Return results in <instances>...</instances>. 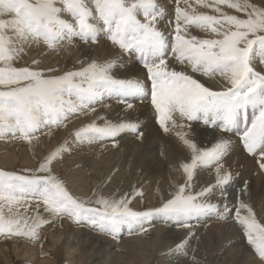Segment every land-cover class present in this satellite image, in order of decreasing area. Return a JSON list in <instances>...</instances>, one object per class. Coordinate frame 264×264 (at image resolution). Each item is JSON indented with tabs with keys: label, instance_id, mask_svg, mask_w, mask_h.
Segmentation results:
<instances>
[{
	"label": "snow or ice",
	"instance_id": "6c2138e0",
	"mask_svg": "<svg viewBox=\"0 0 264 264\" xmlns=\"http://www.w3.org/2000/svg\"><path fill=\"white\" fill-rule=\"evenodd\" d=\"M173 2L174 21L161 0H0V140L35 147L38 133L61 126L77 113L95 112L94 105L106 96L117 98L128 110L134 108L131 100L150 97L163 132H175L190 153V160L175 168L184 180L173 181L171 198L141 211L129 206V194L104 197L98 189L88 198L72 194L52 169L67 144L47 155L38 168L21 170L28 174L0 169V235L40 243L44 225L67 217L118 239L125 232L146 234L145 225L158 218L187 230L166 253L176 255L195 236L196 225L215 216L238 223L264 264V223L240 198L247 183L235 194L234 174L222 163L234 146L227 136L232 132L239 134L243 149L264 171V6L252 0ZM162 21L173 26L170 33L162 30ZM191 29L209 35H193ZM101 33L123 52L140 55L150 86L139 78H119L113 72L115 58L81 60L79 69L63 73L39 67V58L17 66L29 49L55 52L76 40L95 44ZM169 52L177 63L190 66V72L170 67ZM196 74L219 76L224 86L213 88ZM97 121L77 129L75 142L111 140L116 146L124 133L143 139L138 120ZM193 122L219 130L211 147H201L191 136ZM213 167L215 184L196 191L198 170ZM217 193L220 198L213 202ZM41 208L47 217L40 214ZM192 264L201 262L193 256Z\"/></svg>",
	"mask_w": 264,
	"mask_h": 264
},
{
	"label": "rangeland",
	"instance_id": "374dc122",
	"mask_svg": "<svg viewBox=\"0 0 264 264\" xmlns=\"http://www.w3.org/2000/svg\"><path fill=\"white\" fill-rule=\"evenodd\" d=\"M166 1H167V4H166ZM252 1H253V3L264 6V0H252ZM161 2L163 4L165 3V5H166L165 7L168 8V11L170 13L169 19H172L174 21L175 4H174L173 0H161ZM225 10L230 11L232 14H237V13H235V10H232V9H225ZM208 12H211V11H208ZM161 24L166 25L167 23L162 21ZM167 25L169 26L170 24H167ZM171 31L172 30H170V32ZM191 32H193L194 34L196 33L195 35H197L199 37H205V38L208 37V35L204 34L203 32H200L197 29H191ZM104 37H105V39H104ZM169 39L174 40V37L170 36ZM108 40L109 39L104 34H101V37L97 43H95V44H92V43L84 44V46L88 50H91L89 55H88L87 60H90L92 58L95 59L96 56H97L96 58H98V60H101V61L103 60V58H105L104 60H106V59H108V57L109 58H111V56L114 57V55L119 56L120 57V60L118 61L119 64L117 65V68L113 69V72L119 78H128L129 77V70H132L134 72L135 76L139 77L141 80H144L150 86V81H148L143 74V71H145V69L143 67V63L141 61L140 55L137 53H135L133 55H129L128 53H126V56H122L121 54L123 51L120 50L119 48H117L116 46H114L111 43V41L109 42ZM81 44H83V43L81 42ZM103 44L105 46H107L108 48L106 47V48L102 49ZM90 48H92V49H90ZM94 50H98V53L96 51L94 52ZM171 54L172 53L169 52L168 60H169V57L171 56ZM130 62L132 64H129ZM173 64H174V66H173ZM176 64H177L176 62H172V65H170V67L176 68ZM181 67H183L184 70L187 69L186 71H190V66H188V65L186 66V64L181 65ZM258 68H259V66L257 67V70H260ZM196 77L198 79H201V80L204 78L202 80V82H206V84L211 85L213 88L215 86H216V88H219V87L222 88V85L218 86L215 83L216 79H217V81H219V79L221 80V78L219 76L213 77L214 78L213 79V78L203 77V76H200L199 74H196ZM213 81H214V83L212 84ZM222 83L224 86L225 82L222 81ZM130 102L133 103L134 108H139V107H141L140 105L144 106V108L146 110L145 115H147V114L151 115L150 126H154L152 128L155 129L159 123H158V117H157V114L155 113L154 107L151 105L150 97L143 98V99H133ZM118 104H121V102L117 98L106 96L103 98V100L100 103H97L94 105L95 112H99L101 110H107L106 107L109 108V106H111V105H115L116 107H118L119 106ZM120 106H123V104H121ZM123 108H124V106L115 110V112L112 113L113 116H111L112 114H110L109 120H112L113 117H117L118 118L117 121H119L122 116L118 117V114L122 111ZM124 111H126V110H124ZM95 112H92L93 113L92 115H91V112H89L88 115L84 114V113H77L75 115H72V119H70L71 118L70 117L69 120L66 121L67 126H64L65 125V123H64L63 125H61L59 127L53 126L50 130L44 129L43 133H42V131L40 133H38L37 135L39 136V143L35 146V147H37V149H36L37 155H39L38 151H44L45 152L48 150L49 145L45 146V141H48V136L52 135L53 138H56V135H57L59 137V142L56 144H53L51 149L48 151V153L44 154V157L41 160L43 161L47 155H49L52 151H54L56 148H58L62 144V142H60V141H62V140L65 141L66 138L68 137V135H70L71 132H74V128L76 127L77 123L81 122L82 123L81 125H83L86 122L91 123L92 121H90V120L94 119ZM86 116H87V118H85ZM88 116H89V118H88ZM83 119H86L87 121L84 120V121H86V122H84ZM69 121L72 122V124L69 123ZM97 122L103 123V121H97ZM68 123H69L70 127L68 126ZM153 123H154V125H153ZM194 124H195V122H193V125H192L193 127H194ZM84 125H86V124H84ZM72 126H74V128ZM68 127H69V129H68ZM158 128H159V130L161 129L160 126ZM147 129L148 128L146 126L141 127V130L143 131L144 135L146 134ZM55 130H57L58 132ZM213 130H215L216 132L219 131L218 129H215V128H213ZM56 132H57V134H56ZM197 132H198V130H197ZM192 133L193 134H191V136L193 135L192 136L193 138L195 137L197 139V137L198 138L200 137V134H196V135L194 134V128H193ZM130 134H133V133H125L126 136L123 135L122 137L120 136L121 138L118 137L117 138L118 144L114 147L112 146L113 142L111 140H109V141L104 140L103 144L100 141L93 142V143H77L74 141L75 142L74 144L70 143V146H67V150L63 152L64 154H66V157L60 156L57 158V162L53 161V164L57 165L58 168L62 170V172L61 173L53 172V173L56 176H58L60 179H62L63 181L65 180V183L69 184L68 186H72L74 188L76 186H78L77 188H79V189L81 186L82 188L80 189V191H79V189L78 190H70L68 188L70 190V192L76 196H78L79 192L87 191L88 184H89V182H91L92 183L91 188H93V189H91L90 193H87L86 195H84L85 198L92 197V193L98 189L99 195H102L104 197H109V196H112L114 194L117 197H120L124 194H129L130 200H131V203L129 206L131 208H133V210L141 211L140 208H143L142 210H145V208H148L149 206H151L149 208H152L153 205H150V203H149L151 201V199H153L154 201H157L158 200L157 195L160 196L162 194L161 190H158V193H155L154 192L155 188L161 187V182H163V185L164 184L169 185L168 178H170V179L175 178L176 182L183 183L184 174L182 173V171H177L174 173L172 172V177H170L171 175H167L168 178L165 177L164 175H156L154 178L150 179V183L148 182L149 180H147L146 183L144 185H142L141 182H143L142 180L145 176L144 175L145 171H143L144 174H135L133 163H134V160L138 154L141 157V152L143 151V148H144L146 141H144L143 139H142L143 141H141V139H137L135 134H133V135H130ZM229 135H231V136H228V137L233 136L235 138V140L240 141L239 134H235V133L230 132ZM42 137H44V138H42ZM127 137L128 138L132 137L131 140L129 139L130 141L128 140V142L131 144V149L126 156L121 158L120 156L122 154L123 148L128 143L127 141H125L127 143H124V140ZM41 138H42V140H41ZM60 138H62V139H60ZM119 138H120V140H119ZM143 138H144V136H143ZM160 138L155 137L154 138V141L156 142L155 145L153 147H150L147 151L144 152V153L148 152V154L151 153L150 154V157H151L150 160L153 159V157L155 155H159V156L163 155L164 157L167 155L166 158L169 157V153L166 154V152H168V150H167L168 148H167L166 144L163 142V139L161 138L162 139V141H161ZM121 139H124L123 143H121L122 142ZM0 141H2V140H0ZM215 141L216 140H214V142ZM135 142H138V143L136 144ZM19 143L23 144L24 141H20ZM197 143L200 144V146H203L202 142L200 143V141H199ZM104 144L105 145L107 144V146L109 145L111 147V149L114 148L113 150L115 152L112 150L111 154L108 153L107 152L108 150H107V148H105L106 146H104ZM119 144H122V147H119V149H118ZM239 144H241V143H239ZM22 148H25V146ZM152 148H154L155 150ZM68 150H70V151H68ZM4 151L5 152L0 153V158H2L3 154H6V152L8 154V150H4ZM228 155H230V157H228ZM228 155L224 159V160H226L228 158L227 161H224V160L222 161L223 166L225 169L230 170L231 172L234 171V172H232L234 174V181H239V183H242L243 185L245 183H247V190L249 193L248 197L250 199L251 206L253 207V210L256 213L257 219L259 221H261L260 211H262V210L260 208L261 207L260 201H261V203L264 204V195L260 194L262 196L261 197L259 194H256L258 192L255 190L254 184L252 185V181H254V179L255 180L260 179V182H263L264 181V171L259 169L258 171L260 172V174L257 173L258 168L256 169V167L258 166V164H257L256 160L253 157H251L249 154L246 155V156H248V159H246V160L244 158H242V154H240V153L228 154ZM32 156H33L32 154H29V157L33 160ZM79 158L84 159V160L86 159V164L84 166L78 168L79 170L76 169L77 172L75 171L76 172L75 174H77V175H76L75 179H74V177H71V179H69L68 176L71 174V173H69V167L71 164H73ZM141 158H143V157H141ZM155 162H156V158L153 159V161H151V164H154ZM141 165H142V162L140 163L139 166H141ZM174 165L169 167V169L174 170L177 167L176 165L175 166ZM236 165H237V167H236ZM230 166H234L235 169H232ZM0 169H2V170L8 169L6 171H15V172H18L19 174H27V173L20 172V170H18V169L7 168V166L5 164L3 165V163H0ZM202 170L203 171L201 173L205 174V175H203V177H202L203 179L197 183L198 187H195L196 191L199 190L200 187L207 185L208 182H206V181L215 182V169H214V167L210 168V169L205 168ZM97 178H98V181L94 182V180ZM74 180H77V181H74ZM146 187H149V188H146ZM250 187H254V188L252 189ZM257 188H259V185L257 186ZM136 189L139 190V192H141L142 195H135V193L137 192ZM114 190H116V191H114ZM216 195H214V197H212L213 202H214V200L218 199L217 197L219 196V193H217ZM258 197L259 198L261 197V199H259ZM162 198L164 199V197H162ZM135 199L136 200L138 199L140 201V203H137V206H136V200ZM166 199H168V198H165L164 200H166ZM160 204H162V203H160ZM259 208H260V210H259ZM66 218L63 219L64 221H66L64 226L58 225L56 227V226H53V224H51V226L50 225H44L45 227L43 226L42 229L40 230V234H41L40 243L34 244L33 242H31L25 238H22V237L5 238L4 236L0 235V249L4 250L3 252H0V259L3 260L2 264H41L42 262H48L51 264H82V261L79 260L80 258H79L78 252H74L75 254H73V255H70L67 253V249L70 246L77 248L79 245L80 246L83 245L86 247V250H87V248H89L90 249L89 254H92V252L95 249L99 248L102 241H105V239H107V240L109 239L108 241H111V240L113 241L111 236L101 234L97 230H95L91 227H88L86 225H84V226H83V224L78 225V224L72 222L71 219H69V218L66 219ZM153 221L151 222L150 225H148V224L145 225V227L149 229V231L146 234H143V235L134 234V235L140 236L139 238L142 237V239H144V240L148 239L147 241H151L150 240L151 238L155 239V233L161 234V232H163L162 228L165 230L166 222L164 221L165 223H163L162 220H160V222H158V221L155 222V220H153ZM229 221H230V219L229 220H222V219H219L215 216L210 217V218H205L201 221L202 227H203V228H201L203 231V233L201 231V234L204 238L203 244L205 246L202 248L200 247L198 249V251L200 250L202 252V254H203V252L204 253L206 252L205 255L207 256V262L206 263L201 262V264H261L260 258L255 253V250L253 248L248 250V251H244V249L241 247H240V249H239V247H235V248L234 247H232V248L231 247H227V248L225 247L224 248L221 245L224 238L225 239L226 238L229 239L230 237L231 238L232 237L237 238L240 235V233H237V232H239V229H237V228L235 229L234 225H232L233 223L231 224V222H229ZM169 223L170 222H167V224H169ZM171 224L172 223H170V226H171ZM157 226L159 228L160 227L161 228L159 229ZM67 227L69 229V234L63 233V230ZM171 227L177 228L174 224H172ZM87 230L89 232H87ZM241 230L242 229L240 228V232H241ZM85 233H89L90 236L85 235ZM241 233H243V232H241ZM58 234L62 235V237L59 241H56V235H58ZM126 234H127L126 232L123 233L117 239L118 242L123 238L126 239V238L135 237L134 235H128V234L126 235ZM146 237H147V239H145ZM48 238H50V239H48ZM195 240H197V237ZM195 240H193V242H196ZM161 241L162 240H160L158 242L159 245H160ZM50 242H52V243L58 242L59 245L61 244L60 245L61 250H60L59 254H55L54 252L52 253L53 249H51L48 246ZM133 242H135V241H133ZM137 242L140 243L139 241H136L135 243H137ZM148 243L150 244L151 242H148ZM23 244L24 245L26 244L25 250H24ZM41 244L44 247L43 251H46V252L50 253L51 255L53 254L52 255L53 257L51 255L46 256L43 253H40L41 249H42ZM197 244L203 246L200 242L199 243L197 242ZM19 245H20V248L18 247ZM31 247H33L34 249H32ZM35 249H36V251H34ZM157 249L159 250V247L154 248V251L152 253L148 252V253H146V255H144V253L142 254L141 252H138L137 254L135 253L137 255V257H136V255L134 256L133 254H132V256L128 255L126 257V254H124V253H123L124 255L122 257H119V255H117L115 253V252H118V247L116 246V244H113V247H111L109 249V251L105 252V254L103 256H100V257H102L101 259L94 260L95 259V257H94V258H91L90 260L84 261L83 264H91V263L92 264H152V263L157 264V261H159L158 259H160L159 257L156 256L157 251H158ZM190 249H191V255L194 256L195 255L194 254L195 248H189L188 250H190ZM223 249H225V250H223ZM23 250H24V252H23ZM201 252H199V253H201ZM218 252H220V253H218ZM199 253H197V254L199 255ZM151 254H152V256H151ZM153 254H154V256H153ZM74 255H76V256H74ZM148 255H150V256L148 257ZM191 255L189 256L190 259L193 257ZM152 257H153V259H151ZM198 260H199V258H198Z\"/></svg>",
	"mask_w": 264,
	"mask_h": 264
},
{
	"label": "bare ground",
	"instance_id": "6f19581e",
	"mask_svg": "<svg viewBox=\"0 0 264 264\" xmlns=\"http://www.w3.org/2000/svg\"><path fill=\"white\" fill-rule=\"evenodd\" d=\"M253 2V1H252ZM256 2V1H255ZM258 3V2H257ZM166 4H167V1H166ZM164 6H166L165 5V3H164ZM168 6V5H167ZM168 9V8H167ZM201 11H206V12H208V11H211L210 9H200ZM230 12V11H229ZM172 14V13H171ZM209 14H212L211 12H209ZM164 22V21H163ZM172 27L173 26H171V25H163V24H161V28H162V30H164V31H166L167 33H169L170 32V30H172ZM101 34H103V33H101ZM192 34L193 35H195L193 32H192ZM204 34H206V33H204ZM206 35H209V34H206ZM201 36V35H200ZM104 39H105V37H104ZM109 42H110V40H108ZM107 41V42H108ZM170 41H171V39H170ZM106 44V43H105ZM111 44V43H110ZM112 45V44H111ZM103 47V48H102ZM102 49H104V48H106L107 46H105L104 44L102 45ZM108 48V47H107ZM90 49H92V48H90ZM90 51L91 50H88L85 46H84V43L83 44H81V42L80 41H78V40H76V41H74L72 44H68V43H65L64 45H62L59 49H57L55 52H50V51H47L46 50V48H44V47H41V48H32V49H29L28 51H27V54L23 57V59H22V61L17 65V66H20V67H23V66H27V65H30L31 63H32V61L33 60H35V59H37V58H39L40 60H41V64L39 65V67H41V68H43V67H51V68H58L59 69V73H63V72H65V71H67V70H72V69H79L80 67H81V65H80V61L81 60H84L85 62H87L88 60V55H89V53H90ZM97 52L98 53V50H94V52ZM104 51V50H103ZM122 52V51H121ZM129 55H133V54H135V53H128ZM110 55V54H109ZM122 56H126V53L125 52H122V54H121ZM97 57V56H96ZM95 57V59H98V58H96ZM107 57V56H106ZM117 59V65L119 64L118 63V61L120 60V57L119 56H115L114 55V57L113 56H111V58H109L108 57V59ZM92 59H94V58H92ZM105 58H103V60H104ZM102 60V61H103ZM173 60V61H172ZM169 66L170 65H172V62H176V60H175V58L173 57V55L171 54V56L169 57ZM135 62V61H134ZM177 63V62H176ZM129 64H132L131 62L129 63ZM173 66H174V64H173ZM187 66V65H186ZM35 67V66H34ZM115 68H117V66L115 67ZM114 68V69H115ZM176 70H184L183 69V67H181V64H179V63H177L176 64V68H175ZM258 69H260V68H258ZM187 70V69H186ZM190 72V71H189ZM143 74H144V76H145V78H146V71H143ZM129 79L130 78H139V77H137V76H135L134 75V72L132 71V70H129V77H128ZM140 79V78H139ZM204 79V78H203ZM202 79V80H203ZM208 79V78H207ZM214 79V78H213ZM219 79V78H218ZM211 81V80H210ZM215 81V80H214ZM214 81L212 82V84L214 83ZM222 81H223V79L221 78V80L219 79V81H217V79H216V81H215V83L219 86V85H222V87H223V83H222ZM214 88H216V86L214 87ZM219 88H221V87H219ZM106 103V102H105ZM108 103V102H107ZM122 104V103H121ZM121 104H118L119 106L118 107H116L115 105H111V106H109V108L108 107H106L107 108V110H101V111H99V112H95V114H94V119L97 121V118L98 117H106V118H108V120L110 119L109 118V115L110 114H112V113H114L115 112V110H117L118 108H120V107H123V106H120ZM141 107H139V108H134V109H131V110H128V109H126L125 107L122 109V111L118 114V117H121L120 118V120H125V119H129V118H131V119H133V120H138L139 122H140V124H141V127L143 126V127H147L148 129H147V132H146V134L144 135V138H143V140L144 141H146V143H145V145H144V148H143V151L141 152V157H143V158H141L140 157V155L138 154L137 155V157L135 158V160H134V163H133V166H134V170H135V174H144V172L143 171H145V176H144V178H143V182H141V184L142 185H144L145 183H146V181L147 180H149L148 182L150 183V179H152V178H154L156 175H164L165 177H167V175H171L170 177H172V172L174 173V172H177L175 169L174 170H171V169H169V167H171V166H173L174 164L176 165V166H178L180 163H182V162H188L189 160H190V153H189V151H188V149L187 148H185V146L182 144V142L177 138V136L175 135V132H171V133H164L163 132V130H162V128L159 130V124L157 125L155 122V124L157 125V127L155 128V129H153L152 127H154V126H150V122H151V115H149V114H147V115H145V108H144V106H142V105H140ZM124 110H126V111H124ZM89 114V113H88ZM87 114V115H88ZM93 113L91 112V115H92ZM156 115V114H155ZM111 116H113V114L111 115ZM91 117V116H90ZM85 118H87V116L85 117ZM88 118H89V116H88ZM70 119H72V116H71V118ZM75 119V118H74ZM93 119V120H94ZM117 117H113V119L112 120H110V121H117ZM153 119V118H152ZM78 120V119H77ZM84 120H86V119H83V121ZM93 120H90V121H92L93 122ZM94 120V121H95ZM76 121V120H75ZM79 121V120H78ZM87 121V120H86ZM86 121H84V122H86ZM178 122H180L179 120H178ZM65 124H66V121L64 122ZM69 123H71L72 124V122H70L69 121ZM69 123H68V126H69ZM88 122H86V123H84V124H87ZM154 123H153V125H154ZM70 124V125H71ZM75 124V123H74ZM82 123L80 122V123H77V125H76V127L74 128V126H72L73 128H74V132L77 130V129H79L80 127H82V126H84V124L83 125H81ZM63 125V124H62ZM155 125V126H156ZM67 126V125H66ZM70 127V126H69ZM69 127H68V129H69ZM193 127V126H192ZM194 134L196 135V134H200V137L198 138L197 136V142H199L200 141V143L202 142V145L203 146H201V147H211V145L213 144V142H214V140H216L218 137H219V135H220V132L218 131V132H216L215 130H213V128L212 127H210V126H204V125H202L201 123H199V122H195V124H194ZM197 130H198V132H197ZM55 131H57V130H55ZM58 132V131H57ZM57 132H56V134H57ZM70 132V131H69ZM74 132H71V134L70 135H68V137L66 138V140L65 141H60V142H62V144L61 145H64V144H67V146H70V143H72V144H74L75 142V140H74V137H73V133ZM42 133H43V131H42ZM191 134H193V133H191ZM123 135H125V133L124 134H122L121 135V137L123 136ZM128 135V134H127ZM130 135H133V134H130ZM126 136V135H125ZM124 136V137H125ZM193 136V135H192ZM227 136H231V135H229V133L227 134ZM120 137V138H121ZM157 138V137H161L162 139H163V142L166 144V146H167V150H168V152H166V154L167 153H169V157L168 158H166V156L164 157L163 155V157L162 156H159V155H155L154 157H153V159H155L156 158V162L154 163V164H151V161H153V159H151L150 160V154L151 153H149L148 154V152L147 153H144L145 151H147L150 147H153L154 145H155V141H154V138ZM42 138H44V137H42ZM42 138H41V140H42ZM120 138H119V140H120ZM135 138V137H134ZM160 138V139H161ZM232 140H233V144H234V146H233V149L229 152V154H237V153H240V154H242V158H244L245 160L246 159H248V156H246V155H248L247 153H246V151L243 149V146H242V144H239V143H241L240 141H237V140H235V138L232 136V137H230ZM60 139H62V138H60ZM131 140L132 139V137L131 138H126L125 140L124 139H121V143H123V140H124V143H127L128 142V140ZM162 139H161V141H162ZM201 139V140H200ZM129 140V141H130ZM143 140H141V141H143ZM103 141L104 140H102V141H100L102 144H103ZM109 141V140H108ZM125 141H127V142H125ZM140 141V140H139ZM138 141V142H139ZM20 142V140H9V141H4V140H2V141H0V153L2 152H5L4 150H8V154H7V152H6V154H3V156H2V158H0V163H3V165L5 164L6 166H7V168H12V169H18V170H20V172H22V173H27V172H24V171H21V170H26V169H36V168H38L39 167V165H40V163L42 162V158L44 157V154H46V153H48V151L51 149V147L53 146V144H56V143H58L59 142V137L56 135V138H53V136L52 135H50V136H48V141H45V146H48L49 145V147H48V150L47 151H38L39 152V155H37V151H36V149H37V147H33V146H31V145H29L27 142H24L23 144H20L19 143ZM97 142V141H96ZM138 142H135L136 144L138 143ZM100 144V143H99ZM112 144V143H111ZM60 145V146H61ZM101 145V144H100ZM125 145V144H124ZM200 145V144H199ZM25 146V148H22V147H24ZM59 146V147H60ZM104 146H106L105 148H107V152L108 153H110L111 154V152H112V150L114 149L113 147V149H111V147L108 145L107 146V144L105 145L104 144ZM119 147H122V144H119V146H118V149H119ZM117 148V147H116ZM166 148V147H165ZM130 149H131V144L128 142L125 146H124V148H123V151H122V154H121V158L122 157H124V156H126L128 153H129V151H130ZM152 149H154V148H152ZM116 150V149H115ZM155 150V149H154ZM68 151H70V150H68ZM114 151V150H113ZM115 152V151H114ZM165 153V152H164ZM29 154H32L33 156V160L29 157ZM61 156L62 157H66V154H64V153H62L61 154ZM152 156V155H151ZM235 156V155H234ZM228 157H230V155H228ZM39 159V160H38ZM225 159V158H224ZM228 159V158H227ZM227 159L226 160H224V161H227ZM124 160V159H123ZM54 162H57V160H55ZM88 162V161H87ZM142 162V165L141 166H139L140 165V163ZM86 164V159L84 160V159H77L73 164H71L70 165V167H69V173H71L69 176H68V178L69 179H71V177H74V179H75V177H76V175L77 174H75L77 171H76V169H78V168H80V167H82V166H84ZM174 165V166H175ZM232 169H235V167L234 166H230ZM236 167H237V165H236ZM173 168V167H172ZM175 168V167H174ZM258 168V169H257ZM52 169H53V172H55V173H61L62 172V170L61 169H59L58 168V166L57 165H54V164H52ZM256 169H257V173L258 174H260V172L258 171L260 168L257 166L256 167ZM6 170H8V169H6ZM79 170V169H78ZM76 171V172H75ZM203 170L201 169H199L198 170V174H197V176H196V180H195V187H198V185H197V183L200 181V180H202L203 178V175H205V174H202L201 172H202ZM232 172H234V171H232ZM208 173V172H207ZM28 174V173H27ZM68 175V174H67ZM99 176V175H98ZM168 178V177H167ZM166 178V179H167ZM206 178V177H205ZM214 179V178H213ZM74 181H77V180H74ZM98 181V178L97 179H95L94 180V182H97ZM168 181H169V185H163V182H161V187H157V188H155V190H154V192L155 193H158V190H161V195L159 196V195H157L158 196V200L157 201H154L153 199H151V201L149 202L150 203V205H153L152 206V208H156V207H160L161 206V204L160 203H163V201H164V199L165 198H170L171 197V193H172V191H174V189H175V184L173 183V181H176V179L175 178H168ZM256 183H255V182ZM254 181H252V185L254 184V186H255V190L258 192V193H256V194H263L264 195V181L263 182H260V179H257V180H255L254 179ZM64 182H65V180H64ZM206 182H208V184L206 183ZM205 183L207 184V185H212V184H215V182H213V181H206ZM254 182V183H253ZM80 184V183H79ZM203 184V183H202ZM69 184H67L66 183V186L70 189V190H78L79 188H77L78 186H76L75 188L74 187H72V186H68ZM91 185H92V183L91 182H89V184H88V188H87V191H83V192H79L78 193V196H80V197H84V195H86L87 193H90V191H91V189H93V188H91ZM207 185H204V186H207ZM234 185H235V187H234V192H235V194H237V195H240V189L243 187V184L242 183H239V181H234ZM259 185V188H257V186ZM104 187V186H103ZM102 187V188H103ZM82 187L80 186V189H81ZM146 188H149V187H146ZM250 188H254V187H250ZM80 189H79V191H80ZM90 189V190H89ZM151 189V188H150ZM86 190V189H85ZM114 191H116V190H114ZM136 191L137 192H139V190H137L136 189ZM198 191V190H197ZM73 192V191H72ZM113 192V191H112ZM75 193V192H74ZM93 194V193H92ZM89 195V194H88ZM164 197V199L162 198V197ZM217 196V195H216ZM249 193H248V190H247V192H246V194H243V195H240V198H242V199H244V200H246L247 202H249L250 203V199H249ZM258 196V195H257ZM261 196V195H260ZM214 197V196H213ZM262 197V196H261ZM261 197L259 198V199H261ZM218 199H219V196L217 197ZM139 199V198H138ZM136 200V206H137V203H140V201L139 200ZM218 199H216V200H214V202L215 201H217ZM230 199H231V197H230ZM263 199V198H262ZM134 200V201H135ZM258 200V199H257ZM259 201V200H258ZM33 203H35L34 201H33ZM251 204V203H250ZM139 205V204H138ZM142 205V204H141ZM260 208H261V210L262 211H260V217H261V221L264 223V204L263 203H261V201H260ZM139 207V206H138ZM141 207V206H140ZM149 207H151V206H149ZM149 207L148 208H145V209H149ZM260 208H259V210H260ZM143 208H140V210H142ZM139 210V209H138ZM40 214L42 215V216H44V217H47L49 214L47 213V212H45L44 210H43V208H41L40 209ZM67 219V218H66ZM155 220V222H160V220H162V219H154ZM260 221V222H261ZM65 222L66 221H60V222H56V223H52L53 224V226H58V225H65ZM73 222V221H72ZM154 222V221H153ZM162 222L163 223H165L164 222V220H162ZM229 222H231V224L232 225H234V228L236 229H239V232H237V233H240V235L237 237V238H231L230 236V238L228 239V238H224V240L222 241V246L225 248H227V247H239V249H240V247L241 248H243L244 249V251H248V250H250V249H252V246L251 245H249L248 243H247V237H246V234H244V233H241L242 232V230H241V232H240V226L239 225H237L238 223H236L234 220H231L230 219V221ZM47 225H50L51 226V224H47ZM75 225V224H74ZM158 225V224H157ZM166 226H165V230L162 228V230H163V232H161V234L160 233H155V239L154 238H151L150 240L151 241H147L148 239H147V237L145 238V239H147V240H144V239H142V237L141 238H139L140 236H135V237H132V238H126V239H121L119 242H118V240L117 239H113V241L111 240V241H108L107 239H105V241H102V243H101V245L99 246V248H97V249H95L93 252H92V254H89V251H90V249L89 248H87V250H86V247L85 246H83V245H79L77 248L76 247H69L68 249H67V253L68 254H70V255H73V254H75L74 252H78V255H79V260H81L82 261V264H83V262L84 261H87V260H90L91 258H94L95 257V259L94 260H98V259H101L102 257H100V256H103L104 254H105V252H107V251H109V249L111 248V247H113V244H116V246L118 247V252H115L117 255H119V257H122L124 254H126V257L129 255V256H132V254L135 256L138 252H141L142 254L144 253V255H146V253H148V252H153L154 251V248H158L159 247V250L157 251V254H156V256L157 257H159L160 259H158L159 261H157V264H192V258L190 259V255H191V249L190 250H188L189 248H195V257H196V259L198 260V258H199V261L200 262H202V263H206L207 262V256L205 255V253L203 252V254H202V252L199 250L198 251V249L201 247H204L205 245L203 244V236H202V234H201V231H202V229L201 228H203L202 227V222H200L199 224H197L196 225V227H195V229H194V231H195V236L194 237H192L191 239H189V241H188V243H187V246H186V248L184 249V252L182 253V254H176V255H166V253H168L171 249H173L174 247H175V244L179 241V239H181V238H183L184 236H186L187 235V230H183V229H178V228H173V227H171L172 226V224H171V226H170V223L169 224H167V222H166V224H165ZM84 226V225H83ZM87 226V225H86ZM45 227V226H44ZM89 227V226H88ZM158 227V226H157ZM70 228V227H69ZM159 228V227H158ZM161 228V227H160ZM159 228V229H160ZM63 229V228H62ZM89 230V229H88ZM87 230V232H89ZM57 231V230H56ZM55 231V232H56ZM165 231V232H164ZM57 233V232H56ZM62 233V232H61ZM60 233V234H61ZM63 233H66V234H69V229H68V227L67 228H65L64 230H63ZM83 233V232H82ZM96 233V232H95ZM94 233V234H95ZM202 233H203V231H202ZM234 233V232H233ZM60 234H58V235H56V241H59L60 239H61V237H62V235H60ZM78 234V233H77ZM97 234V233H96ZM95 234V235H96ZM163 234V235H162ZM236 234V233H235ZM54 235V234H53ZM85 235H89V233H85ZM92 235V234H91ZM127 235V234H126ZM52 236V235H51ZM75 236V235H74ZM82 236V235H81ZM90 236V235H89ZM88 236V237H89ZM124 236V235H123ZM233 236V235H232ZM53 237V236H52ZM92 237V236H91ZM94 237V236H93ZM96 237V236H95ZM153 237V236H152ZM196 237H197V240H195L196 239ZM79 238V237H78ZM82 238V237H81ZM48 239H50V238H48ZM52 239V238H51ZM99 239V238H98ZM91 240V239H90ZM160 240H162L161 242H160V245H159V241ZM193 240H195L196 242H193ZM9 241V240H8ZM11 241V240H10ZM83 241V240H82ZM133 241H139L140 243H135V242H133ZM148 242H151L150 244L148 243ZM197 242L199 243H201L203 246H201V245H199V244H197ZM25 243V242H24ZM4 244V243H3ZM74 244V243H73ZM24 245V244H23ZM61 245V244H60ZM59 245V243L58 242H56V243H52V242H50L49 243V247L51 248V249H53L52 250V253L54 252L55 254H59V252H60V250H61V246ZM220 245V246H221ZM6 246V245H5ZM15 246V245H14ZM47 246V245H46ZM150 246V247H149ZM19 248H20V245L18 246ZM106 249H105V248ZM10 248V247H9ZM32 249H34L33 247H31ZM44 248V247H43ZM26 249V244L24 245V250ZM50 249V250H51ZM211 249V248H210ZM229 249V248H228ZM24 250H23V252H24ZM223 250H225V249H223ZM242 250V249H241ZM4 250L3 249H0V252H3ZM34 251H36V249L34 250ZM28 252V251H27ZM44 251H43V249H41V252L40 253H43ZM199 253V252H201V253H199V255L197 254V253ZM235 252V251H234ZM124 253V254H123ZM136 253V254H135ZM209 253V252H208ZM214 253V252H213ZM218 253H220V252H218ZM113 254V253H112ZM53 255V254H52ZM51 255V256H52ZM161 257H160V256ZM217 255V254H216ZM69 256V255H68ZM74 256H76V255H74ZM150 255H148V257H149ZM151 256H152V254H151ZM153 256H154V254H153ZM191 256H193V255H191ZM53 257V256H52ZM136 257H137V255H136ZM75 258V257H74ZM108 258V257H107ZM132 258V257H131ZM146 258V257H145ZM151 259H153V257L151 258ZM140 261V260H139ZM211 261V260H210ZM3 263V260L2 259H0V264H2ZM41 264H51V263H48V262H42ZM92 264V263H91ZM153 264V263H152Z\"/></svg>",
	"mask_w": 264,
	"mask_h": 264
}]
</instances>
